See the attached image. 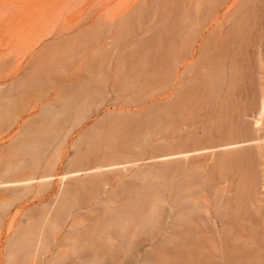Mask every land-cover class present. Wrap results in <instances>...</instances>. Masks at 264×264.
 Instances as JSON below:
<instances>
[{
  "label": "rangeland",
  "instance_id": "rangeland-1",
  "mask_svg": "<svg viewBox=\"0 0 264 264\" xmlns=\"http://www.w3.org/2000/svg\"><path fill=\"white\" fill-rule=\"evenodd\" d=\"M262 97L264 0H0V181L51 175L0 185V264H169L179 260L171 252L146 260L137 250L150 248L163 216L177 209L193 232L186 264H264ZM44 116L59 119V129L34 160L23 143ZM105 152L120 157L100 159ZM127 160L137 164L95 173L107 184L51 226L65 192L96 176L62 174ZM146 170L155 172L147 180L160 195L152 200L162 201L158 219L123 210L121 231L111 232L117 205L96 204L143 184L134 175ZM207 209L224 220L222 231L219 224L214 232ZM34 220L45 252L24 246ZM130 221L142 225L128 251L56 252L59 242L93 231L115 242Z\"/></svg>",
  "mask_w": 264,
  "mask_h": 264
},
{
  "label": "bare ground",
  "instance_id": "bare-ground-1",
  "mask_svg": "<svg viewBox=\"0 0 264 264\" xmlns=\"http://www.w3.org/2000/svg\"><path fill=\"white\" fill-rule=\"evenodd\" d=\"M240 75V74H239ZM261 104L259 105L258 108V117L261 119L264 118V97L261 99ZM259 119L256 120V125L259 124ZM59 129V119L53 121L52 118L48 116L42 117L40 121H38L34 127L33 130L31 129L29 132H27V138L24 140L23 143V148L27 149L28 151L31 152L33 156H36L34 160L38 157V154H41L46 147H48L49 143L56 137L57 130ZM123 132V131H122ZM251 141H254L251 140ZM247 142V141H246ZM239 143V142H238ZM238 143H228L225 145L220 146L221 149H228V148H233ZM91 150H94V144L90 145ZM218 147V146H217ZM108 147H104L106 149ZM214 149V147H212ZM211 148V149H212ZM219 148V147H218ZM97 148V150H104ZM216 149V148H215ZM209 150V149H208ZM207 150V151H208ZM206 151L205 149L202 150H196V151H191V152H185V153H173V154H168V155H162L161 157H152L149 159L153 160H160V159H172V158H179V157H186L189 154L193 153H198V152H203ZM103 157L100 159L105 160L109 158H115L118 159L120 155L118 156L117 152H105L102 154ZM86 158H84L83 155H79V157L75 160V162L82 164ZM168 160V159H167ZM173 160V159H172ZM86 161V160H85ZM161 161V160H160ZM137 164V161H123V162H117V163H112V164H106V165H100L98 167H95L92 169L90 168L89 170H83V169H77L75 171L67 172L61 175V179L65 180L66 178H77L82 176V175H89V174H95L97 172L101 173L104 171H111V170H116L120 168H125L129 166H134ZM32 170L35 167V164L32 163ZM85 171V172H84ZM83 172V173H82ZM154 171L152 170H146L140 173H136L134 175V179L141 184L135 185H130L127 187V189H124V193H122V196H115V197H109L105 200L100 201L99 203L96 204V206L102 205L105 207L110 206V204H116L117 209L116 211L111 215L110 219L107 220V224L110 227H113L114 229L111 230V232L114 231V233H118L121 230H119V226L121 225V218L120 213L123 210H126L129 212V210L136 209L135 211L129 213L133 214L136 212V216L140 215L141 213H147V211H152L149 216L147 217L148 220H151L152 222H155L156 219H158L157 215L161 208V203L162 201H153L152 197L158 198L160 195L158 192H152L151 188L152 184L148 182V177L150 178L151 176H154ZM96 175V174H95ZM51 175H43L39 178L35 177H28L24 179H16V180H9V181H0V185H3L5 187L8 186H17V185H31L32 182H46L49 181ZM90 176V175H89ZM237 177V176H236ZM76 179V180H77ZM36 180V181H34ZM142 181V182H141ZM78 183L73 186V188L67 190L65 192L64 197L60 201L59 205L57 206L55 215H54V223L51 222V226L54 224L58 223L59 219L61 216L64 214L70 213L71 210L75 208H81V205L84 204L85 202H88L89 199L93 198L94 196L97 195L98 189L101 188V186H104L107 184L108 180L107 178L103 177V175H96L95 177L88 178L86 180H78ZM155 186V185H153ZM157 186V185H156ZM155 186V187H156ZM92 193L90 197H85L81 198V194L83 193ZM125 197V200H124ZM252 198V196H251ZM250 198V199H251ZM176 206L177 203H175ZM95 206V207H96ZM94 207V206H93ZM94 207V209H95ZM256 208H253L255 210ZM205 213H208L209 217V222H212V228L215 230L214 232L218 233L219 229V224L221 225V231H222V225H223V219L219 217V214L213 218V215L211 211L208 209L205 211ZM146 215V214H144ZM166 216V217H165ZM228 221L235 219L236 215L231 214L229 215ZM166 219H165V218ZM156 218V219H155ZM164 219L160 222V224L157 226V232L155 235L148 241V246L150 248L144 249L145 245H141L138 247L137 251L140 252H148L145 253L144 258L147 259V255L149 252H171L170 254L174 257H177L179 260L176 261L175 259L168 261L169 264H186L187 258L190 260H193L194 257L193 255L190 256L186 254L185 252H193L194 251V240L192 238V229H191V223L186 220L185 214H181L180 210L177 209L174 214L170 215H164ZM169 219V221H167ZM237 219V218H236ZM137 220V219H136ZM135 221V220H134ZM130 221L128 225L124 228V234H114L113 235V240L115 242H109V240H105L103 234H98L90 233V235H86L83 237H80L79 240L74 241L70 240L68 242H59L58 245L56 246V252H64V251H79V252H116L120 249V251H128V245L131 243V237L130 233L131 231L135 230L134 228L142 225V222H134L131 223ZM147 222V220H146ZM39 222L37 220H34L33 222L31 221L30 224H27L26 226L28 228L27 230V236L25 237L24 241V246L26 248V251L29 252H45L47 251V242H45V238L39 236V231L40 226L38 224ZM124 224L127 223L123 222ZM144 224V223H143ZM40 227V228H38ZM50 228V227H49ZM49 228H47L49 230ZM51 229V228H50ZM42 230V229H41ZM40 230V232H41ZM250 231V230H249ZM48 232V231H46ZM50 232V230H49ZM171 234V236H165V234ZM223 232H220L222 234ZM41 234V233H40ZM20 229L16 232V235L13 239H11L10 247H15L17 242L20 240ZM49 235V234H48ZM108 238L109 236L106 235ZM46 237V236H45ZM118 240H121L118 242ZM46 243V244H45ZM64 245L68 248V250H62ZM160 254V253H159ZM150 255V254H149ZM154 255V254H153ZM188 255V257H187ZM157 256V255H156ZM165 256V254H164ZM151 257V256H149ZM191 257V258H190ZM196 257V256H195ZM238 257V254L236 255ZM240 257H242V253L240 254ZM172 258V257H171ZM175 260V262H174ZM173 262V263H172ZM160 264V263H159ZM164 264V263H163Z\"/></svg>",
  "mask_w": 264,
  "mask_h": 264
}]
</instances>
